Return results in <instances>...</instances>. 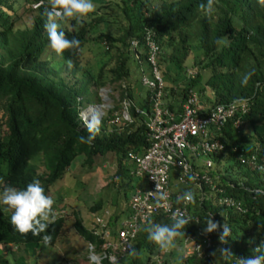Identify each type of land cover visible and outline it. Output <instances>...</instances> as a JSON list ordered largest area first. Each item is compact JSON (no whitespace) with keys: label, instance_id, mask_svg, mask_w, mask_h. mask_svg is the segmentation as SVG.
<instances>
[{"label":"trees","instance_id":"16d2710c","mask_svg":"<svg viewBox=\"0 0 264 264\" xmlns=\"http://www.w3.org/2000/svg\"><path fill=\"white\" fill-rule=\"evenodd\" d=\"M38 1L41 3L32 8ZM112 2H98L96 11L82 23L63 21L61 30L68 38L78 39L81 47L64 53L59 63L64 67L62 70L60 66L55 68L49 64L51 55L47 49L50 46L44 28L48 0H0V192L7 186L24 189L31 181L39 180L45 194L49 195L51 186L62 177L75 156H81L78 166L84 173L92 171L106 153H113V180L120 184L130 177L126 153H139L147 146L144 121L150 109L149 91L141 100L140 112H136L131 91L118 86L119 99L129 100L125 106L128 120L108 123L113 111H121V105L114 106L95 126L99 128V134L92 144L80 143L79 137L90 135L89 126L79 116L84 104L89 103L84 94L89 90V84L95 88L104 84L102 67L92 74L83 65V48L92 41L101 45L104 54H108L109 48L115 49V65L110 69L112 76L108 79L112 83L128 77L130 50L136 65L143 62L147 67L140 75L148 73L145 46L148 36L159 47L156 65L163 82V107L178 110L187 90L194 87L198 96L203 97L199 98L202 104L208 107L237 98L248 100L239 133H234L229 124L222 129L220 137L225 141L226 150L212 157L214 171L210 172L223 194L234 198L243 211L217 207L203 200L202 208L196 211L200 220L186 225L185 236L198 237L197 228L203 230L209 211L215 214L217 222L227 223L232 229L228 244L221 247L230 248L234 256L227 260L223 258L222 264H235L236 258L257 255L253 248L264 241V171L260 170L264 166V5L258 0H215V11L209 18L199 7L206 0ZM3 7L11 10V14H6ZM19 9L34 12L30 26L24 29L13 28ZM223 37H227V42L217 44ZM131 40L136 42L135 46L130 44ZM188 59L189 65L196 69L192 77L184 75V63ZM67 60H71V67L65 63ZM62 71H66L70 77L66 80L72 79L71 82L59 75ZM172 71L175 75H183L179 84H171ZM249 71L254 74L247 85H242L241 80ZM202 76L204 81L198 85ZM206 88L210 96L204 95ZM232 143L238 144L242 154H255L260 169L239 164L235 154L228 152V144ZM226 157L233 158L236 164L234 174L227 167L220 172V163ZM123 198L128 204L125 194ZM101 207L102 200L98 197L89 210L95 212ZM11 214L0 203V246L12 245L14 249L4 252L0 249V264H34L40 245L44 244L41 236L19 234L11 225ZM73 216L76 234L98 251L101 240L82 225L77 213ZM110 218L109 226H113L115 219ZM152 223L171 225L173 221L156 216L145 223L126 254L127 264L153 263L150 256L155 243L148 239L146 231ZM62 224L63 217L56 215V222L47 229V234L53 237L48 245L60 235ZM220 234V231L212 234V241L217 242ZM215 250H207L208 257H202L194 252L185 256L179 248V264L181 261L182 264H216L217 254L212 255ZM141 251L145 253L142 261ZM171 251L163 254L161 264H173ZM30 257L33 259L29 260Z\"/></svg>","mask_w":264,"mask_h":264},{"label":"built area","instance_id":"2783aa9c","mask_svg":"<svg viewBox=\"0 0 264 264\" xmlns=\"http://www.w3.org/2000/svg\"><path fill=\"white\" fill-rule=\"evenodd\" d=\"M40 3H34L32 8ZM130 44L135 46L136 42L131 40ZM145 46L149 71L148 75L142 73L139 76V82L149 91L147 101L150 109L144 121L147 146L142 152L126 153L128 162L133 166L129 175L137 178L138 184L130 192L128 211L123 220L117 224L115 220L114 225L109 226L110 213L102 208L93 212L88 228L101 240L98 251L87 244L89 253L108 264H118L120 258L132 248L141 227L156 216L173 221V213L179 210L191 218L190 222L198 223L200 217L196 211L202 208L203 200L217 207L243 211L234 198L223 194V189L216 185L210 172L214 171L212 157L226 150L225 141L220 137L222 129L229 124L234 133H239L243 124L241 116L248 110V100L237 98L208 107L202 104L198 93L189 88L179 109L168 110L162 106L161 100L163 82L156 65L159 47L148 36L145 37ZM187 72L189 77L195 73L193 70ZM125 106L120 113L113 112L108 123L128 120ZM84 110L79 112L81 119H84ZM135 111L140 112L138 109ZM228 152L235 154L239 164L260 169L255 154H242L237 143L228 144ZM188 190L195 195L194 204H186L178 199ZM161 193L167 200L166 207L157 204ZM206 214L216 221L214 213L207 211ZM218 231L205 235L197 228V238L193 235L182 238V254L187 256L194 252L198 256L208 257L207 250L221 248L219 241L213 242L211 236ZM163 254L160 250L151 261L161 264Z\"/></svg>","mask_w":264,"mask_h":264},{"label":"rangeland","instance_id":"374dc122","mask_svg":"<svg viewBox=\"0 0 264 264\" xmlns=\"http://www.w3.org/2000/svg\"><path fill=\"white\" fill-rule=\"evenodd\" d=\"M101 1L103 0H92L95 5ZM110 1L112 2L113 0ZM12 9L15 10V6H13ZM2 10L6 14H11V10H8L4 7ZM17 13L18 17L13 21V28L24 29L29 27L32 22L34 12L19 9ZM60 23L61 25L64 24L63 21ZM103 46L102 48H104ZM83 49V65L87 67L92 74H96L98 68L102 67V78L104 81L103 86L97 88L92 87L89 84V90H87V92L84 94V97H86L89 102L86 105L99 104L100 109V112L98 109L94 108V111L88 113V120H90L92 123L94 119V122H96L97 115H99L100 117L98 122H100L108 116V110L112 109L114 106L121 105V110H123L124 104L127 105L129 100L125 99L124 101H121L119 99V89L122 87L131 91L132 103L134 106H136V109L140 110L142 107L141 100L146 97L148 91V89L142 86L138 80L140 72L146 71L147 67L145 63L142 62L140 66H137L136 62L131 56V50L128 51L130 54L127 56L128 77L111 83L108 82V79L112 76L110 69L115 65V49L113 47L109 48L108 54H104L101 51V45L97 43L93 44L92 41L90 43L87 42ZM47 53L51 55V61L49 64L54 65L55 68L60 66L63 70V65H59V63L62 62L61 58L57 57L50 47L47 49ZM189 63V59L184 63L186 65V73L184 75L187 77H189L187 70L196 71L195 67L190 66ZM64 66L66 67L65 63ZM173 73V71L170 72V77L172 78L170 79L172 82L171 84H179L183 79V75L181 73H177V75ZM145 74L148 75V73ZM59 75L63 77L65 81H72V79L66 80L69 77V75L66 74V71L60 72ZM174 75L175 80L173 79ZM76 76L79 78L80 75L77 74ZM203 81L204 76L201 77L198 85L202 84ZM78 83L80 84V82ZM193 90L197 91V88L194 87ZM203 92L205 96H210V92L207 88L204 89ZM199 98L203 99V97ZM86 105L84 104V108L82 110L87 107ZM82 120L85 125L90 126L84 119ZM96 124L97 123H94L93 126L95 127ZM80 158L81 156H75L67 169L64 171L62 177L57 180L50 188L49 196H51L55 202L53 205L54 214L55 216L61 215L63 217L62 231L51 245H40V251L35 257L34 264H93L88 260L87 257L88 245L81 237L76 234L72 222L74 217L73 215L77 213L82 225L85 228H90L93 212L89 210V207L98 197L102 200V207L100 209H107L110 213V219H115L116 224L126 217L128 204L125 203L123 195L125 194L127 200L129 199L132 188L138 184V179L130 176L128 179H124V181L120 182V184H118L119 181L115 182L116 180H113L112 175L115 170V155L113 153H106L101 157V162L99 164L97 163L92 171L84 173L79 171L78 161H80ZM129 164L130 166L128 167V170L130 171L133 166L131 163ZM220 165L221 173L223 172V168L227 167V169L234 174L236 164L233 158L226 157L220 163ZM126 181L127 183L124 185V182ZM113 215L116 217L113 218ZM177 242L178 249H172L171 251L173 264H179L180 260L178 256H180L179 248L182 252V237L178 238ZM0 249L2 252H4L6 249H11L14 251L12 245L0 246ZM154 249L155 250H153L150 257H153L156 254L157 249L160 251L156 244ZM12 254L16 255V253ZM28 255L31 256L29 252ZM144 256L145 253L141 251V261ZM127 257V255L121 257L118 264H127ZM30 259L32 260L33 257H30L29 260ZM222 261L223 258L217 254V256L214 258V262L216 264H222Z\"/></svg>","mask_w":264,"mask_h":264},{"label":"clouds","instance_id":"9594fccd","mask_svg":"<svg viewBox=\"0 0 264 264\" xmlns=\"http://www.w3.org/2000/svg\"><path fill=\"white\" fill-rule=\"evenodd\" d=\"M258 3L264 5V0H258ZM214 4L215 0H206V3H201L199 7L206 16L211 18L215 11ZM95 11L96 6L92 0H48V8L46 9L47 22L44 28L47 33L49 46L57 57L63 59L66 51L76 50L81 47L78 39L68 38L65 32L61 30L60 22L73 20L82 23ZM226 42L227 37H223L217 41V44H225ZM65 63L69 67L72 66L71 60H67ZM253 74L254 71H249L244 74L241 84L247 85ZM89 132V136L79 137L80 143L91 145L96 135L99 134V128L89 126ZM260 170L264 171V166ZM178 199L184 201L186 204L195 203V195L191 190L184 192ZM0 203L11 211V225L19 234L24 236L28 234L41 236L42 242L45 245L52 242L53 237L47 234V229L49 225L56 222V216L53 211L55 202L51 196L45 194V189L39 180L31 181L24 189H18L12 186L4 187L2 192H0ZM157 204L159 206H167V200L164 194H160ZM190 220V217H187L183 212L177 210L173 213V223L171 225L152 223L147 227L148 239L154 242L162 252L167 253L177 248L178 238L185 237V228ZM218 230L221 233L218 237L219 243L221 245H227L229 242L228 237L232 231L231 227L227 223L221 225L210 216L205 221V227L202 230L203 234L207 235ZM198 250H200L199 247ZM262 250H264V241L253 248V251L258 253L257 255L236 258L235 264H264V251ZM216 254H219L225 260L231 259L234 256L230 248L227 247H221L212 253L213 256ZM87 257L93 264H102V262H105V260L99 261L89 251Z\"/></svg>","mask_w":264,"mask_h":264},{"label":"water","instance_id":"95a60500","mask_svg":"<svg viewBox=\"0 0 264 264\" xmlns=\"http://www.w3.org/2000/svg\"><path fill=\"white\" fill-rule=\"evenodd\" d=\"M90 108H96V109H98L99 112H100L99 104H96V105H87V107L85 108V110L90 109ZM79 115H81V114H79ZM82 116H83V113H82ZM86 117H87V115H84V116H83V118L86 119V122H87L90 126H93L94 123H97L95 126L98 125V123H99L98 121H99V117H100L99 115H97V120H96V122H94L95 120L93 119V122H92V123H89ZM93 127H94V126H93Z\"/></svg>","mask_w":264,"mask_h":264},{"label":"bare ground","instance_id":"6f19581e","mask_svg":"<svg viewBox=\"0 0 264 264\" xmlns=\"http://www.w3.org/2000/svg\"><path fill=\"white\" fill-rule=\"evenodd\" d=\"M92 111H94V108H90V109L85 110V111L83 112V116H84V115H87L86 118H87V120H88V113H90V112H92ZM88 122L91 123L90 120H88Z\"/></svg>","mask_w":264,"mask_h":264}]
</instances>
